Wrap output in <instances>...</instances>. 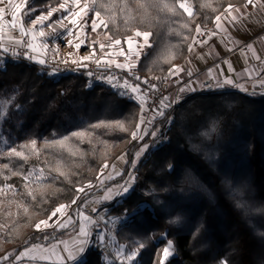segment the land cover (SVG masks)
Here are the masks:
<instances>
[{
	"label": "trees",
	"instance_id": "16d2710c",
	"mask_svg": "<svg viewBox=\"0 0 264 264\" xmlns=\"http://www.w3.org/2000/svg\"><path fill=\"white\" fill-rule=\"evenodd\" d=\"M188 1L192 16L178 5L175 14L158 9L155 0H96L95 11L107 23L102 31L114 40L125 41L136 31L151 33V45L137 66L165 82L170 69L187 57L197 25L212 24L229 4L246 2ZM59 2L27 0L25 9L34 7L39 15ZM4 97L12 103L0 186L14 191L0 196V254L60 233L35 225L61 204L80 209L92 195L84 194L86 185L97 181L105 164L126 152L123 178L136 152L150 145L135 166L131 191L106 205L110 219L124 220L114 233L118 243L144 245L135 264H159L158 253L168 241L174 252L165 264H264L263 91L189 94L167 107L143 140L131 135L141 120V103L92 83L85 69L57 74L50 64L4 54L0 99ZM159 135L164 139L154 146ZM11 148L23 157L9 155ZM32 170L43 179L28 185L24 178ZM139 205L145 207L133 214ZM104 232V240L93 239L78 264H104L106 244L114 256L107 222Z\"/></svg>",
	"mask_w": 264,
	"mask_h": 264
},
{
	"label": "crops",
	"instance_id": "0c3cea01",
	"mask_svg": "<svg viewBox=\"0 0 264 264\" xmlns=\"http://www.w3.org/2000/svg\"><path fill=\"white\" fill-rule=\"evenodd\" d=\"M261 5H264V0H261ZM232 6L234 9H239L238 13L233 11V15H240L242 13L245 18L240 23L234 25H229L224 21V27L227 28V31H220L218 35L211 36L210 38L203 34L199 35V37L196 36L197 41L206 40L207 42L199 43L193 40L191 50L189 48V53L185 60L175 65V67H179L183 71H180L176 75L171 74L170 76L173 80L181 82V88L190 86L195 88L196 91L186 90L181 92V88L173 90L171 99L176 97L184 98L192 93L207 91L209 90L208 88L210 90H241V88L234 87L233 85L218 87L217 81L223 83L225 78H231L235 84L243 85L248 89V91L244 92L264 91V87L260 86L261 82H264V7H254L252 4H248L247 0L242 4ZM191 10L193 12V8ZM224 12L225 10L221 13ZM200 28L202 33L210 34L216 31L215 22L210 24L208 29L204 27ZM248 45L252 46L254 53L253 50L247 48ZM254 56H259L260 59L257 60ZM229 65L231 68H229ZM209 70L212 71L211 77L209 76ZM189 72L191 75L188 74ZM209 84L211 87H207ZM140 151L141 149L136 152L134 165L128 175L123 178L124 168L128 160L126 152H123L114 161L109 163L108 167H104L97 181L84 191V194L92 192L91 197L86 203L80 209L77 206L68 208L66 215L52 228L60 233L54 234L48 237V239L27 245V247L40 245L59 252L63 248L62 241H67L70 246L74 242L78 243L77 235L81 224H83L85 229L90 233L89 242L85 246V252L79 254L77 260L68 262V264H78L81 262L93 239L100 242L104 240V238L101 240L100 236L103 235L105 237V220L110 219L107 215L108 208L106 205L116 199L122 198L121 196L124 193L118 196L115 190H121L120 186H124L125 182L129 181L130 176H135V166L144 155L142 152L141 155L137 156V153ZM131 186H133V181L129 188ZM109 188L114 189L111 198L104 199ZM93 208L97 209V212H92ZM84 215L91 217V221L85 222L83 219ZM61 224H63V227L60 226ZM25 247L21 249L11 248L5 252V256H9V261H12L13 264H54L56 261L54 255L51 260H40L38 258L32 260L30 258L31 255L38 256V253L34 252L29 257L23 258L22 261L16 262L15 256L23 251ZM9 261H0V264H9Z\"/></svg>",
	"mask_w": 264,
	"mask_h": 264
},
{
	"label": "snow or ice",
	"instance_id": "6c2138e0",
	"mask_svg": "<svg viewBox=\"0 0 264 264\" xmlns=\"http://www.w3.org/2000/svg\"><path fill=\"white\" fill-rule=\"evenodd\" d=\"M248 4H252L254 7L257 6H261L264 7V5H261V0H247ZM0 5H4L3 7H0V57H3L4 54H11V56L15 57L17 55H20L19 53V48L20 47H24L26 49V51L23 53L24 57L29 59V60H35L36 62H38L41 65H44L46 63L45 59H38L37 60V56L40 55V51L44 50L46 51L48 48V45L45 43H40L37 44L36 40H37V36L39 38H44L45 36L49 35V33H46L43 30V24L44 21L49 20L50 17L53 16L54 13L56 12H64L67 13L68 15H70L72 17L71 19V24L76 25L78 24V18L82 17L83 15H87V12L90 10L89 9V3L88 0H84L83 4L81 5V0H62V2L58 3V6L56 7H51L49 10H47L46 14H41L40 16H37L36 19L31 21V27L25 28L24 24L22 21H20L19 24H17V21L20 20V17H18L17 13L24 7H26L24 0H20L19 3L14 2V0H7V3L5 2V0H0ZM177 5L179 9H183V11L185 13H187L188 16H192V10L191 7L188 5L187 0H176L175 4H168V3H162V0H155L154 3V7L158 8V9H162V10H167L169 12L172 13H176V9H177ZM144 5H141V7H143ZM78 9V10H76ZM11 10V16H12V20L9 23V27L12 28H16L17 26L19 27V31H20V38L17 39L15 37L12 36H8L4 33L3 28H4V14L6 13V11ZM233 11L235 12H239V9H234L233 6L231 4L228 5V7L225 9L224 13H221L220 15H217L215 17V26H216V31L211 32L210 34L208 33H202L201 28L199 25H197L196 27V33L197 36L199 35H207L208 38H210L211 36H215L218 35L220 31H227V28L224 27V21L227 22V24L229 25H234L236 23H240L241 20L244 17V14H240V15H233ZM101 16L100 11H95V17L96 19L92 20V30L96 31L98 27H100L101 25L104 28H107V23H105V21L103 19H99ZM67 19V16H62L61 20L56 21L55 23L59 25L60 28H64L66 27V25L63 23V21ZM99 19V23H97V20ZM37 25H41V28L39 30V32L37 33L35 31V28ZM49 28H51V31L53 33H55L57 31L56 27H54L51 23L48 25ZM135 37H142L143 38V44H139L137 43L136 45V51L133 53V37H129L127 39V44H128V52L133 54L135 57H139L140 52L142 51L143 47L145 46H149V37L151 36L150 32H140V31H136L134 34ZM24 37H30L28 40H25ZM110 39V38H109ZM194 42H199V43H206V40H201V41H197V38L194 37ZM69 45L72 44V41L69 40L68 41ZM81 43H83V41H81ZM81 43H77L75 45L76 48H80ZM95 43V42H94ZM114 45H120L121 41L119 39L115 40L112 42ZM112 45H105L104 43H101L99 45L100 51L103 52L104 49L106 47H111ZM191 45L189 46L190 50H191ZM248 49L253 50L251 45L247 46ZM243 51V50H242ZM96 53V49L95 47H93V52L88 55V56H84L81 58V61H88L91 60L92 57L95 55ZM254 53V50H253ZM121 54H123V49H121ZM255 59L259 60L260 57L259 56H254ZM81 61H75L73 60L72 63L74 64H79L81 63ZM65 63H67V61H64ZM104 63L106 65H112L113 63H115L112 60H103V57H101L100 59H97L95 61V63L97 65H100L101 63ZM84 67H87V65H83ZM115 67L117 68H121V69H127L128 71H131L134 67V65H132L131 63H115ZM229 68H231V66L229 65ZM56 71V70H54ZM180 71H183V69H180L179 67H175L174 70L170 69V74L172 75H176L178 74ZM189 75H191V73H188ZM89 76L92 75L91 72L88 73ZM212 75V71L209 70V76L211 77ZM249 75H251L249 73ZM137 79H139L137 77ZM144 83H147V81H144ZM224 85H233L234 87H238L241 88V90L243 91H248L247 88H245L243 85H239V84H235L234 81L231 78H225L223 83H220L219 81H217V86L218 87H223ZM114 86H120V85H114ZM261 87H264V82H261L260 84ZM123 88L131 89L132 93H137L138 91H140V86L137 84L135 86H132L128 83L127 80L124 81ZM207 87H211V85H207ZM156 88L155 85H152V89L154 90ZM196 91L195 88H192L190 86H185L184 88H181L180 91L184 92V91ZM143 95V93H142ZM141 105L144 104V100L142 99L141 101ZM178 101H169L168 97H163L160 102H159V106L156 109H153V115L148 118L145 119V117L142 115L141 116V120L140 123H138L136 125V130L133 131L131 133L132 138L134 140L139 139V140H143L144 136L140 134V132L143 130L145 133H147V129L144 128L142 129V125L144 124H150L152 122V120L155 119L156 116H163L164 114V109L167 107L171 106V103H175ZM145 111V109L142 107V113ZM214 130V129H213ZM73 135H77V133H73ZM151 135L153 137H155L157 135V133L155 131H153L151 133ZM35 141H32V144L35 145ZM150 145H143L141 148V151L137 153V156L141 155V153L143 151H145L147 148H149ZM15 155L18 157H23V153L17 151L15 148H11L9 155ZM122 159V157H121ZM5 168H8V165L5 164L4 165ZM104 167H108L107 164L104 165ZM171 167V166H169ZM25 179H27V177H25ZM135 177L130 176L129 177V181L125 182L124 186H120L121 190H115L116 191V195H122L123 193L128 192L129 190V186L131 184L132 181H134ZM91 184L86 185V187H91ZM9 188H11L12 186H8ZM78 192H83L84 188H78L77 189ZM114 191V189L109 188L107 189V194L105 195L104 199H109L111 198V194ZM78 198V197H77ZM76 201L75 199L72 201V203L74 204ZM67 206L64 204L59 205L51 214V216L49 217V219H51L53 216H56L57 213H63L65 208ZM143 207H145L144 205H139L136 209L132 210V213L135 214L137 211H139L140 209H142ZM92 212H97V209L93 208ZM83 215V214H82ZM128 210H125V216H128ZM83 219L85 222H90L91 221V217L84 215ZM41 225L45 226V227H49V223L48 220H41L39 223H37L35 225V228L37 230L41 229ZM61 227H63V224L60 225ZM89 236L90 233L85 229V227L83 226V224H81L80 229H79V233L77 235V240L78 243L74 242L71 246L69 245V243L67 241H62L61 243L63 244V248L57 252L54 249H47L44 248L43 246L40 245H32L31 247H25L23 251L19 252L18 255L15 256V261L16 262H20L23 260V258L25 257H29L31 253H38L37 255H31V259L32 260H36L37 258L40 260H51L52 256L54 255L56 257V261L54 262V264H68V262L71 261H75L78 258V255L81 253L85 252V246L88 244L89 242ZM103 235L100 236V239L103 240ZM140 248H143L144 245L140 244L139 246ZM173 244L172 241H168L167 242V246L163 248L162 250V254L158 253V255H160V260H159V264H165V261L168 260L169 257H171L173 255ZM123 254V250H121L120 252L117 253L118 256H121ZM139 255V249L136 250H132L130 251L125 257L124 259L129 262V264H132V262L135 261V259L137 258V256ZM0 260L2 261H9V256H4L2 258H0ZM9 264H13L12 261H9ZM123 264V261H122Z\"/></svg>",
	"mask_w": 264,
	"mask_h": 264
},
{
	"label": "rangeland",
	"instance_id": "374dc122",
	"mask_svg": "<svg viewBox=\"0 0 264 264\" xmlns=\"http://www.w3.org/2000/svg\"><path fill=\"white\" fill-rule=\"evenodd\" d=\"M5 2L7 3V0H5ZM14 2L19 3L20 0H14ZM84 0H81V5L83 4ZM25 5L27 6V0H24ZM89 3V11L87 12V15H83L82 17L78 18V24L73 25L71 24V19L72 17L70 15H68L67 13L64 12H56L53 14L52 17L49 18V20L44 21L43 24V30L46 33H49V35L45 36L44 38H39L37 36V40L36 43L40 44L45 43L48 45V48L46 51L41 50L40 51V55L42 54V56H40L39 59H45L47 60L46 62H48L49 64H53L55 63V61L61 60L63 58V55L60 54V50H59V43L61 41H64L68 44L69 46V53L67 55V57H74L76 52L78 50H83V49H87L89 54H91L93 52V47H95L96 49V53L93 56L94 58H98L100 59L101 57H103V59L105 60H112L115 63H131L132 65H137L138 61L133 54L128 52V44H127V39L125 41H121L120 45H114L112 42L115 41L114 39H112L107 33L103 32L102 29L104 28L102 25L100 27L97 28L96 31L92 30V20L96 19L95 17V4H96V0H88ZM188 5L192 7V5L190 4V2L187 0ZM4 5H0V7H3ZM58 6V5H56ZM54 6V7H56ZM51 8V7H50ZM49 8V9H50ZM25 9L22 8L18 13V17H20V20L17 21V24L20 23V21L23 22L25 28L31 27V21L36 19L37 16H40L41 14H46L47 11L39 14V15H34V7H27L25 9V11L23 12V10ZM48 9V10H49ZM78 10V9H76ZM193 13V12H192ZM62 16H67V19H65L63 21V23L66 25V27L64 28H60L58 24H56V21L61 20ZM99 19H103L105 21V19L103 17L100 16ZM99 19L97 20V23H99ZM12 20V16H11V10L6 11V13L4 14V28L3 31L6 35L8 36H12L15 37L17 39L20 38V31H19V27L17 26L16 28H12L9 27V23ZM52 24L54 27H56L57 31L55 33H53L51 31V28L48 27L49 24ZM41 28V25H37L35 28V31L38 33L39 30ZM142 32V31H140ZM135 34V33H134ZM134 34L131 36L133 37V53L136 51V45L137 43L139 44H143V38L142 37H135ZM30 38V37H27ZM110 38V39H109ZM71 40L72 44L69 45L68 41ZM81 41H83V43H81ZM95 42V43H94ZM77 43H81L80 48H76L75 45ZM101 43H104L105 45H109L111 44V47H106L104 49L103 52L100 51L99 45ZM149 44L151 45L150 42V37H149ZM149 46H145L143 47L142 51L140 52L139 57L143 56L145 52H147ZM121 49H123V54H121ZM264 92V91H263ZM12 103V99L11 97H4L0 99V155L1 153L6 150L9 146L10 143V138L8 133L6 132L7 128L6 126V119H7V115H8V109L9 106ZM10 129V128H9ZM11 130V129H10ZM141 134V133H140ZM145 136V135H144ZM164 137L162 138V136L160 137V135L158 136V139L155 143L154 146L159 145L160 143H162ZM142 148V147H141ZM140 148V149H141ZM146 151V150H145ZM145 151H143V154L145 153ZM25 177H27V179L24 178L25 183L30 185L32 181L35 180H41L43 179V174L37 170H32L31 172H29ZM9 185H2L0 186V196H4L10 192H13L14 189L13 188H9ZM133 186H131L128 190V192L124 193L121 197H124L125 195H127ZM74 205H70L67 206L64 210V212L61 213H57L56 216H53L51 219L47 218L45 220H48L49 223V227H45L43 225H41V229H52L54 228L57 223H59L60 219L62 217H64L66 215V213L68 212V208L73 207ZM108 225L112 228V232L111 235L109 236V245L111 247L110 251L114 256H111V254L108 252L107 249V244L104 245L103 249H104V264H129V262H127L124 257L132 250H136L139 249V254H140V244L137 245H128V244H122V243H118L114 233L116 228L119 227V225H121L123 223V218L120 217H112L109 220H105ZM121 250H123V254L121 256H118L117 253L120 252ZM172 251L174 252V248L172 249ZM5 253V252H4ZM1 253L0 255L4 254ZM138 257L135 259L134 262H132V264H135L138 262ZM117 262V263H116Z\"/></svg>",
	"mask_w": 264,
	"mask_h": 264
},
{
	"label": "built area",
	"instance_id": "2783aa9c",
	"mask_svg": "<svg viewBox=\"0 0 264 264\" xmlns=\"http://www.w3.org/2000/svg\"><path fill=\"white\" fill-rule=\"evenodd\" d=\"M209 26L210 24H206L203 25L202 27L208 29ZM196 36L197 34L195 35V37ZM24 39L28 40L29 38L24 37ZM59 46H60L59 50L61 51L60 54L63 55V58L61 60L55 61V63L53 64H50L53 68V71L56 70L54 72H56L57 74H68L81 69H85L87 75L89 72H91L92 75L91 76L88 75V77L90 78V81L92 83L106 84L112 87L113 89L118 90L125 97L136 99L139 102L143 99L144 104L142 106L145 109V111L141 114V116L143 115L145 119H148L153 115V109H156L159 106V102L163 97H168L169 101H178L175 103H171L174 105L179 104L183 100V98L180 97L171 99V94L173 90H179L181 88V82L177 80H173L171 77H169L165 82H163L156 76L152 77V76L144 75L139 70L137 65H134L133 69L131 71H128L127 69H121L115 67V63L109 66L102 62L100 65H97L95 61L98 58H94V57H92V59L88 61H81L82 57L90 55L87 49L78 50L74 57H67L68 53L70 52L69 51L70 48L68 44L64 41H61L59 43ZM25 51L26 49L24 47H20L19 48L20 55L18 56L24 57L23 53ZM145 54H147V52H145L144 55ZM40 56H42V54L37 56V60L40 58ZM140 58L141 56L136 59L139 60ZM73 60L81 61V63L74 64L72 63ZM29 61H34V60H29ZM64 61H67V63H65ZM46 64L49 63L46 62ZM83 65H87V67H84ZM137 77L139 79H137ZM125 80H127L128 83L132 86L138 84L140 86V91H138L137 93H132L130 88L128 89L123 88L122 85ZM144 81H147V83H144ZM114 85H120V86L118 87ZM152 85L156 86L154 90L152 89ZM158 117L160 116H156L155 119ZM154 120H152L150 124L142 125V129L146 128L148 132ZM140 133L143 136L147 134L143 130ZM4 256L5 253L0 255V258Z\"/></svg>",
	"mask_w": 264,
	"mask_h": 264
},
{
	"label": "water",
	"instance_id": "95a60500",
	"mask_svg": "<svg viewBox=\"0 0 264 264\" xmlns=\"http://www.w3.org/2000/svg\"><path fill=\"white\" fill-rule=\"evenodd\" d=\"M210 90V88H208Z\"/></svg>",
	"mask_w": 264,
	"mask_h": 264
}]
</instances>
